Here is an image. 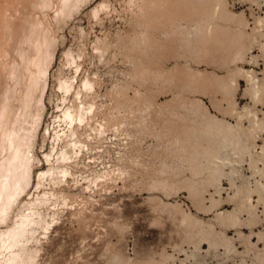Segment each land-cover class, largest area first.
<instances>
[{"label": "rangeland", "instance_id": "rangeland-1", "mask_svg": "<svg viewBox=\"0 0 264 264\" xmlns=\"http://www.w3.org/2000/svg\"><path fill=\"white\" fill-rule=\"evenodd\" d=\"M60 4L0 147V264H264V0Z\"/></svg>", "mask_w": 264, "mask_h": 264}, {"label": "bare ground", "instance_id": "bare-ground-1", "mask_svg": "<svg viewBox=\"0 0 264 264\" xmlns=\"http://www.w3.org/2000/svg\"><path fill=\"white\" fill-rule=\"evenodd\" d=\"M10 1V2H9ZM29 1V2H28ZM41 1V2H40ZM1 0L0 1V22H3L4 20H6L8 17L10 22L15 21V25H16V31H13L10 35V38L8 40H6V34H8L10 32V24L9 23H5L3 26H0V38H4V41L6 42V44L4 45L3 48H0V79L2 78V87H3V92L0 95V147L1 145H4L3 148H8L9 146L7 145L9 142H14L16 141V139L19 137V134H21V127H19L15 122L18 119V117L23 114L24 112H21V109L23 107V105H26V100L28 102L29 98H25L24 93L28 91V95L29 91L32 92V86H34L33 84L36 82H33L34 80L37 81V77H40L39 75V71L38 68L43 64L42 61L44 59V53L47 52L48 49V37L47 36L48 31H50L51 28H49V26L43 22L45 20H41V17L39 15L40 18H36V12L37 10H41L45 8V6H48L50 4H52V6H56L55 11H62L65 8V4H60L66 1H71V0ZM184 1V0H183ZM194 1V0H193ZM208 2V0H206ZM51 2V3H50ZM189 2V0H188ZM39 3H43L44 7L41 5H38ZM34 4V6H33ZM46 4V5H45ZM48 4V5H47ZM175 4V3H174ZM185 4V3H184ZM192 4V3H191ZM197 4V3H195ZM170 5V4H169ZM173 5V4H171ZM170 5V6H171ZM36 6H39L41 8H37ZM165 6V5H164ZM188 6V5H187ZM186 6V7H187ZM196 6V5H195ZM52 7V8H54ZM201 7V6H199ZM36 10H33L35 9ZM167 9V7H165ZM169 8V7H168ZM173 8V7H172ZM171 8V9H172ZM197 8V7H196ZM181 9V7H180ZM188 9V8H187ZM194 9V7H193ZM54 10V9H53ZM176 10V9H175ZM190 10V9H189ZM19 11V14L17 13ZM42 11V10H41ZM166 11V10H165ZM171 11V10H169ZM194 11V10H193ZM34 12V14H33ZM164 12V11H163ZM176 12V11H175ZM181 12V11H180ZM201 12V9H200ZM42 13V12H41ZM45 13V11H44ZM185 13V12H184ZM39 14V12L37 13V15ZM214 14V13H213ZM6 17H5V16ZM32 15V17L30 16ZM48 15V14H47ZM166 15V14H165ZM171 15V14H170ZM169 15V16H170ZM201 15V14H200ZM45 16V15H44ZM43 16V17H44ZM183 16V15H182ZM28 17L31 19H28ZM49 17V16H48ZM148 17V16H147ZM165 17V16H164ZM174 17V16H173ZM46 18V17H45ZM44 18V19H45ZM157 18V16H156ZM169 18V17H168ZM171 18V17H170ZM177 18V17H176ZM43 19V18H42ZM48 19V18H46ZM150 19V18H149ZM148 19V20H149ZM167 19V18H165ZM173 19V18H172ZM172 19H170L169 21H171ZM182 19V18H181ZM179 19V21L181 20ZM185 19V18H184ZM183 19V20H184ZM155 20V19H154ZM160 20V19H159ZM174 20V19H173ZM181 20V21H183ZM163 21V20H162ZM165 21V20H164ZM186 21V19H185ZM196 21V20H195ZM27 22V24H26ZM46 22H49L48 20H46ZM82 22V21H81ZM151 22V21H150ZM157 22V21H156ZM160 22V21H159ZM167 22V21H166ZM153 23V22H152ZM169 23V22H167ZM192 23V22H191ZM196 24V23H195ZM207 24V23H206ZM210 24V23H209ZM154 26V24H151ZM163 24H161L162 26ZM159 26V24H158ZM165 26V25H164ZM178 26V24H177ZM182 26V24H181ZM207 27V25H205ZM213 26V25H212ZM212 26L211 29L212 30ZM156 27V26H154ZM187 27V26H186ZM190 27V26H189ZM196 27V26H195ZM209 27V26H208ZM183 28V27H181ZM210 28V27H209ZM190 29V28H189ZM196 29V28H195ZM168 30V29H167ZM184 30V28H183ZM187 30V29H186ZM194 30V27L193 29ZM197 30V29H196ZM194 30V31H196ZM209 30V29H208ZM214 30V29H213ZM192 31V32H194ZM198 31V30H197ZM187 32V31H186ZM185 34V32H184ZM194 34V33H193ZM192 34V35H193ZM196 34V33H195ZM212 34V33H211ZM182 35V34H180ZM176 36V35H175ZM196 36V35H193ZM211 36V35H210ZM167 37V36H166ZM186 37V36H185ZM191 38V37H190ZM166 39V38H165ZM170 39V38H169ZM168 39V40H169ZM194 39V38H193ZM50 40V39H49ZM155 40V39H154ZM185 40V39H184ZM183 40V41H184ZM195 40V39H194ZM199 40V38H198ZM232 40V39H231ZM151 41H153L151 39ZM156 41V40H155ZM167 41V40H166ZM170 41V40H169ZM182 41V40H181ZM180 41V42H181ZM192 41V40H191ZM225 41V40H224ZM230 42V40H228ZM1 42V41H0ZM178 42V41H177ZM199 42V41H197ZM233 42V41H232ZM193 43H195L193 41ZM170 44V43H169ZM176 44V43H175ZM197 44V43H196ZM231 44V43H229ZM171 45V44H170ZM180 45V44H179ZM228 46V44H226ZM165 46V44H164ZM169 46V45H168ZM174 46V45H173ZM183 46V44H182ZM185 46V45H184ZM152 47V46H151ZM172 47V46H169ZM195 47V46H193ZM230 47V46H229ZM227 47V48H229ZM154 48V47H153ZM168 49V47H166ZM157 49V47H156ZM155 49V50H156ZM159 49V48H158ZM173 49V48H171ZM188 49V48H187ZM190 49V48H189ZM226 49V48H225ZM17 50V51H16ZM169 50V49H168ZM46 54V53H45ZM8 55V56H7ZM7 56V57H6ZM254 59V56H253ZM13 63V65H12ZM248 63V62H247ZM12 65V66H11ZM43 66V65H42ZM133 70V69H132ZM39 73H38V72ZM138 71V70H137ZM135 72V71H134ZM36 73L39 74L36 77ZM4 74V75H3ZM128 74V73H127ZM136 74V73H135ZM24 75V77H23ZM35 75V76H34ZM131 76V75H130ZM23 78H25V82L23 81ZM132 78V77H130ZM136 80H139L138 77H136ZM252 79V78H251ZM142 80V79H141ZM6 82V83H5ZM134 82V81H133ZM139 82V81H138ZM142 82V81H141ZM130 83V82H129ZM136 83V82H135ZM6 84V86H5ZM140 84V82H139ZM27 95V96H28ZM133 98V97H132ZM81 98H79L80 100ZM128 99V98H127ZM124 100V99H123ZM34 101V99H33ZM71 101V100H70ZM129 101V100H127ZM75 103V102H74ZM118 103V102H117ZM73 104V103H72ZM126 104V103H125ZM129 104V102H128ZM132 104V103H131ZM76 105V104H75ZM135 105V104H134ZM67 106V105H66ZM84 106V105H83ZM98 106V105H97ZM76 107V106H75ZM95 107V105H94ZM138 107V106H137ZM140 108V107H138ZM74 109V108H73ZM100 109V108H99ZM140 110V109H139ZM143 110V109H142ZM141 112V111H140ZM31 113V111H30ZM29 113V114H30ZM91 113V112H90ZM130 114V113H129ZM132 117V116H131ZM93 118V117H92ZM119 118H117L118 120ZM116 121V120H114ZM119 122V121H118ZM121 123V122H120ZM119 123V124H120ZM112 124V122H111ZM123 125V123H122ZM169 125V124H168ZM167 125V126H168ZM241 125V124H240ZM21 126V125H20ZM119 126V125H118ZM179 126V125H178ZM177 126V128H178ZM175 127V126H174ZM241 127V126H240ZM173 128V127H172ZM233 129V128H232ZM240 129V128H239ZM242 129V128H241ZM117 130V129H116ZM121 130V128H120ZM119 130V131H120ZM231 130V128H230ZM174 131V130H173ZM186 131V130H185ZM223 131V130H222ZM225 131V130H224ZM74 132V131H73ZM231 132V131H229ZM229 132L226 133L222 132L220 134L221 136V141H223V144L226 142V145H229L232 148V151H236V141L234 139L235 138V134L233 133V135L231 134L233 132L228 134ZM82 133V132H81ZM86 133V132H85ZM174 133V132H173ZM182 133V132H181ZM186 133V132H184ZM188 133V132H187ZM74 134V133H73ZM172 134V133H171ZM189 134V133H188ZM187 134V135H188ZM85 135V134H84ZM169 135V133H168ZM175 135V133H174ZM192 135V134H191ZM180 136V135H179ZM194 136V135H193ZM174 137V136H173ZM176 137V136H175ZM179 139V137H178ZM177 139V140H178ZM186 138H184L185 141ZM219 139V137H218ZM218 139H216L218 141ZM82 140V139H81ZM215 142V140H214ZM83 143V142H82ZM181 143L182 142L181 140ZM185 144V143H184ZM217 144V143H216ZM221 144V143H220ZM157 145V144H156ZM181 145V144H180ZM90 146V145H89ZM219 146V145H218ZM225 146V145H224ZM228 146V147H229ZM133 148V147H132ZM23 148H21V146H16V148L14 149L13 153L11 154V151H7L6 152L8 154V157L10 159H17L18 157H20L21 153L20 151ZM158 149V148H157ZM225 149V148H224ZM228 149V148H226ZM230 149V148H229ZM16 150V151H15ZM137 150V148H136ZM222 150V149H221ZM231 150V149H230ZM229 150V151H230ZM24 149H23V153H24ZM140 151V150H139ZM228 151V152H229ZM26 152V151H25ZM129 153V152H128ZM137 153V152H136ZM141 153V152H140ZM239 153V152H238ZM189 154V153H188ZM220 154V153H219ZM233 154V153H232ZM264 155V154H263ZM22 156V155H21ZM29 156V155H28ZM240 156V154H239ZM238 156V157H239ZM261 156V155H260ZM23 157V156H22ZM21 157V159H22ZM132 157V156H131ZM135 157V156H134ZM190 157V156H189ZM264 158V156H262ZM139 158V157H138ZM142 158V157H141ZM19 159V158H18ZM17 159V160H18ZM24 159V158H23ZM144 159V158H143ZM142 159V160H143ZM220 159V158H219ZM226 159H228L226 157ZM262 159V158H261ZM27 160V159H26ZM130 160V159H129ZM253 160V158H252ZM264 160V159H263ZM258 161V159H257ZM213 162V161H212ZM254 162V160H253ZM264 162V161H263ZM20 163H22L20 161ZM24 163V162H23ZM22 163V164H23ZM143 163V162H141ZM252 163V162H251ZM72 164V163H71ZM253 164V163H252ZM142 165V164H141ZM21 167V166H20ZM75 167V166H74ZM255 167V166H254ZM19 169V168H17ZM16 170H8V173H11L12 177L16 179V177L19 175L20 177L23 176L21 175V173H18V171ZM23 169V168H22ZM20 169V170H22ZM19 170V172H20ZM264 170V169H263ZM263 172V171H262ZM1 184H4V188L8 189L9 191H13L15 188L18 190L20 187V182L15 186L13 184V182H10L8 180V178H6L5 181H1ZM67 184V182H66ZM67 188V187H66ZM58 192V191H57ZM26 194V193H25ZM0 197H2V192H0ZM3 197L5 198V195H3ZM155 197V196H154ZM80 199V198H79ZM23 200V199H21ZM261 200V199H260ZM1 201V206L3 205V200L0 199ZM24 201V200H23ZM79 201V200H78ZM20 206V205H19ZM257 206V205H256ZM4 211V210H3ZM261 211V210H260ZM264 213V212H263ZM12 228H10L11 231ZM16 230V229H15ZM14 230V232H15ZM10 231L7 230H0V233H6V237H9ZM13 231V229H12ZM250 233V232H249ZM12 234V233H11ZM14 234V233H13ZM256 234V233H255ZM13 236V235H12ZM11 237V236H10ZM6 238V239H7ZM14 240V239H13ZM10 241V240H9ZM13 242V241H11ZM18 242V241H17ZM10 243V242H9ZM11 245V244H10ZM264 247V246H263ZM9 248V247H8ZM264 249V248H263ZM17 255V253H16ZM15 256V254H14Z\"/></svg>", "mask_w": 264, "mask_h": 264}]
</instances>
